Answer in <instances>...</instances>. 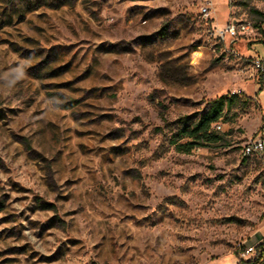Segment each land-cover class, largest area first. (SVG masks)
<instances>
[{
  "label": "rangeland",
  "instance_id": "rangeland-1",
  "mask_svg": "<svg viewBox=\"0 0 264 264\" xmlns=\"http://www.w3.org/2000/svg\"><path fill=\"white\" fill-rule=\"evenodd\" d=\"M252 8L0 0V264H264ZM233 18L254 29L220 38ZM241 84L223 139L177 151L180 120Z\"/></svg>",
  "mask_w": 264,
  "mask_h": 264
},
{
  "label": "trees",
  "instance_id": "trees-1",
  "mask_svg": "<svg viewBox=\"0 0 264 264\" xmlns=\"http://www.w3.org/2000/svg\"><path fill=\"white\" fill-rule=\"evenodd\" d=\"M252 11L260 16L258 27L264 31V11L252 8ZM264 71L259 73L262 82ZM237 94L229 98L220 96L210 101L209 107L197 119L191 120L185 117L180 120L178 130L174 133L171 143L175 149L183 153H191L195 148L217 143L223 136L214 130V124L222 119L224 111L234 102ZM264 128V115H263Z\"/></svg>",
  "mask_w": 264,
  "mask_h": 264
},
{
  "label": "built area",
  "instance_id": "built-area-1",
  "mask_svg": "<svg viewBox=\"0 0 264 264\" xmlns=\"http://www.w3.org/2000/svg\"><path fill=\"white\" fill-rule=\"evenodd\" d=\"M201 11L207 15L209 13V6H202ZM253 29L254 26L252 22H244L242 20L233 18L226 24L225 28L218 30L217 34L220 38L225 39L227 36L234 37L237 36L238 33H243ZM252 65L253 68L258 71V73L264 71V59L262 57L257 56L256 58H254L252 60ZM230 91L231 95H241L244 92V89L238 87L231 89ZM213 127H217L218 129H220L222 125L218 121L214 124ZM242 153L244 156H249L256 153H264V133H258L257 135L246 141L242 146Z\"/></svg>",
  "mask_w": 264,
  "mask_h": 264
},
{
  "label": "crops",
  "instance_id": "crops-1",
  "mask_svg": "<svg viewBox=\"0 0 264 264\" xmlns=\"http://www.w3.org/2000/svg\"><path fill=\"white\" fill-rule=\"evenodd\" d=\"M263 59H264V58H263ZM259 83L264 85V78H263V81H262V82L259 80ZM263 85H262V88L259 89V91H260V90H261V91L263 90V87H264ZM241 88H243V89L245 88V89H246V85H244V84L242 85V84H241ZM246 90H247V89H246ZM247 94H248L249 96H253V95L250 94L248 91H247ZM256 97H257V99H258V105H259L260 112H261L262 115H264V114L262 113V111H261V110H262V105H261V103H260V95H259V93H257V96H256Z\"/></svg>",
  "mask_w": 264,
  "mask_h": 264
}]
</instances>
